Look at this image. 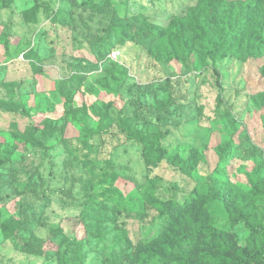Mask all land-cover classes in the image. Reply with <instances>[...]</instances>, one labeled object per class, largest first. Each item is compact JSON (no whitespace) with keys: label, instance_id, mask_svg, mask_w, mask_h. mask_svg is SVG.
I'll use <instances>...</instances> for the list:
<instances>
[{"label":"rangeland","instance_id":"rangeland-1","mask_svg":"<svg viewBox=\"0 0 264 264\" xmlns=\"http://www.w3.org/2000/svg\"><path fill=\"white\" fill-rule=\"evenodd\" d=\"M196 2L0 0V264H143L152 202L195 195L199 235L147 264H264V25L262 51L211 53L219 19L173 29Z\"/></svg>","mask_w":264,"mask_h":264},{"label":"trees","instance_id":"trees-1","mask_svg":"<svg viewBox=\"0 0 264 264\" xmlns=\"http://www.w3.org/2000/svg\"><path fill=\"white\" fill-rule=\"evenodd\" d=\"M2 1L3 5L7 6L8 0ZM263 3L264 0H197L188 16L176 19L179 25L173 29L179 33L178 36L188 41V36L194 30L200 28L201 33L204 35L203 38L208 41L213 37L216 30L219 31L221 29L216 25L215 21L219 19L227 29L226 35L217 43L210 45L208 50L211 53L218 45L234 48V52L240 53L243 48H250L251 42L253 43L255 40H257L258 49L262 51L258 30L264 25ZM156 31L159 35H162L164 29L158 27ZM121 125L125 126V122L121 121ZM125 127L127 136L135 139L143 146L145 160L156 161L166 157L157 134L153 133L146 136L142 133H133L127 126ZM227 153V145L218 147L220 161H225ZM178 165L183 170L186 167L191 168L194 165V160L188 158L179 162ZM152 203L162 215L169 219V225L165 229L166 234H162L153 240L144 253H141L144 257L143 264H147L149 259L157 255L160 259L164 254L171 255L180 250L184 243L191 241L193 236L197 237L200 231L198 228L197 230L193 228L188 231L181 228L183 224L194 221L200 213L199 206L201 204L197 195L190 197L187 202L183 203H178L174 200H156ZM177 229L180 230V233L175 236L174 231ZM261 258L264 262V253ZM64 264H66V260Z\"/></svg>","mask_w":264,"mask_h":264},{"label":"built area","instance_id":"built-area-1","mask_svg":"<svg viewBox=\"0 0 264 264\" xmlns=\"http://www.w3.org/2000/svg\"><path fill=\"white\" fill-rule=\"evenodd\" d=\"M118 53H119V51L116 50L115 52L112 53V55L115 56V55L118 54Z\"/></svg>","mask_w":264,"mask_h":264}]
</instances>
